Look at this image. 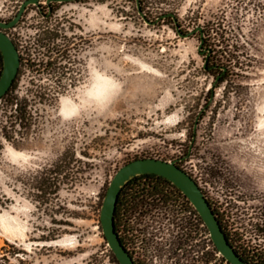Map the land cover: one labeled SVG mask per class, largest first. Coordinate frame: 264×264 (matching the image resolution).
Instances as JSON below:
<instances>
[{
    "label": "rangeland",
    "instance_id": "rangeland-1",
    "mask_svg": "<svg viewBox=\"0 0 264 264\" xmlns=\"http://www.w3.org/2000/svg\"><path fill=\"white\" fill-rule=\"evenodd\" d=\"M24 1L0 0V21ZM140 6L144 17L137 0H44L48 17L30 6L7 31L25 60L10 99L26 120L7 123L0 102V264H115L103 201L121 167L147 158L183 159L235 245L264 259V0ZM207 56L220 68L206 71ZM93 63L118 97L103 115L62 118ZM220 258L209 235L208 264Z\"/></svg>",
    "mask_w": 264,
    "mask_h": 264
},
{
    "label": "flooded vegetation",
    "instance_id": "flooded-vegetation-1",
    "mask_svg": "<svg viewBox=\"0 0 264 264\" xmlns=\"http://www.w3.org/2000/svg\"><path fill=\"white\" fill-rule=\"evenodd\" d=\"M56 3H46L47 9L53 10ZM41 5L37 9L48 17ZM115 213L117 234L135 264H194L200 250L208 264L209 231L192 202L172 183L135 180L125 189Z\"/></svg>",
    "mask_w": 264,
    "mask_h": 264
},
{
    "label": "water",
    "instance_id": "water-1",
    "mask_svg": "<svg viewBox=\"0 0 264 264\" xmlns=\"http://www.w3.org/2000/svg\"><path fill=\"white\" fill-rule=\"evenodd\" d=\"M43 1L44 0H26L21 4L18 14L14 19L9 22L0 21V52L4 63L3 72L0 77V102L11 90L21 68V55L19 49L13 39L8 35L7 31L13 30L19 25L21 18L30 6L40 8L41 2ZM51 2L69 4L76 3L78 0H46L47 4H50ZM137 5L139 14L144 17L140 6V0H137ZM175 23L177 25V31L181 37L188 38L194 34H182L177 21H175ZM199 30L201 29H198V31ZM203 43L204 41L202 40V45L199 48L200 52ZM207 63L208 56L205 61V70ZM219 79L220 77L216 80V84ZM182 160L183 159L167 162L152 158L138 159L124 165L114 175L103 201L100 213V223L107 245L118 264H135L123 247L116 232L115 212L119 194L129 181L144 175H155L168 180L192 202L195 210L209 231L213 245L227 263L248 264L235 252L234 248L229 243L217 216L199 184L178 166Z\"/></svg>",
    "mask_w": 264,
    "mask_h": 264
},
{
    "label": "clouds",
    "instance_id": "clouds-1",
    "mask_svg": "<svg viewBox=\"0 0 264 264\" xmlns=\"http://www.w3.org/2000/svg\"><path fill=\"white\" fill-rule=\"evenodd\" d=\"M121 88L120 81L93 63L87 81L78 89L79 95L75 102L67 96L61 98V103H67L72 109L70 115L62 111L61 116L65 119H77L90 111L103 115L110 109Z\"/></svg>",
    "mask_w": 264,
    "mask_h": 264
},
{
    "label": "trees",
    "instance_id": "trees-1",
    "mask_svg": "<svg viewBox=\"0 0 264 264\" xmlns=\"http://www.w3.org/2000/svg\"><path fill=\"white\" fill-rule=\"evenodd\" d=\"M24 61H25V60L21 57V67H22ZM208 64H209V59H208V63H207V65H206V71L215 70V69L220 68V67H218V66L208 67ZM3 67H4L3 57H2V54H1V52H0V77H1L2 72H3ZM20 69H21V68H20ZM19 76H20V71H19V75H18L16 81L14 82V84H13L11 90L9 91V93L7 94V96L4 97V98L2 99V101H1V102H4V103H5V105H4V107H3V110H1V111H2L3 115L5 116L6 122L9 123V124H12V123H13V118H15V115H14L13 112L18 113V118H19L21 121H25V120H26V112H25L24 107H21V108H19V109L17 108L16 111H15V110H14V102H13L12 99H10L11 94H12L13 90L15 89L16 84H17V82H18ZM218 77H220L218 83L222 82V78H223V77H222V78H221V76H218ZM218 77H217V79H218ZM217 79H216V80H217ZM178 166L181 168V166H180L179 164H178ZM139 179H162V180H164L166 183L171 184V183L167 182L166 179H164V178H162V177L155 176V175H144V176L136 177V178L132 179L131 181H129V182L124 186V188L121 190V192H120V194H119L118 202H119L121 196L123 195L125 189H127V188L129 187V185H131L135 180H139ZM207 200H208V199H207ZM118 202H117V204H118ZM208 202H209V200H208ZM209 204L211 205L210 202H209ZM211 207H212V205H211ZM212 209H213V207H212ZM213 211H214L215 215L217 216V218H218V220H219V222H220V225H221V227H222V230H223V232L225 233V235H226V237H227L229 243H230L231 246L234 248L235 252H236V253H237V254H238V255H239V256H240V257H241L246 263H248V264H264V259L261 258V256H259V255H257V254L255 253V249H251L249 246H244V245H240V247L238 248V247L235 245V242H234L233 239L229 236V234L227 233L225 227L223 226V223H222V221L220 220L219 215L217 214V212H216L214 209H213ZM116 219H117V215H116V213H115V223H116ZM116 232H117V230H116ZM119 238H120V237H119ZM120 240H121V239H120ZM216 251H217V249H216ZM217 252H218V251H217ZM112 259H113V262H114L115 264H118V262H117V260H116V258L114 257L113 254H112ZM220 259H221V262H222L223 264H229V263H227V262L225 261L224 258L221 257Z\"/></svg>",
    "mask_w": 264,
    "mask_h": 264
},
{
    "label": "snow or ice",
    "instance_id": "snow-or-ice-1",
    "mask_svg": "<svg viewBox=\"0 0 264 264\" xmlns=\"http://www.w3.org/2000/svg\"><path fill=\"white\" fill-rule=\"evenodd\" d=\"M71 111L72 109L70 108V106H66V113L70 115Z\"/></svg>",
    "mask_w": 264,
    "mask_h": 264
},
{
    "label": "bare ground",
    "instance_id": "bare-ground-1",
    "mask_svg": "<svg viewBox=\"0 0 264 264\" xmlns=\"http://www.w3.org/2000/svg\"><path fill=\"white\" fill-rule=\"evenodd\" d=\"M58 245V244H57ZM65 247V246H64ZM69 248H73V247H69Z\"/></svg>",
    "mask_w": 264,
    "mask_h": 264
},
{
    "label": "built area",
    "instance_id": "built-area-1",
    "mask_svg": "<svg viewBox=\"0 0 264 264\" xmlns=\"http://www.w3.org/2000/svg\"><path fill=\"white\" fill-rule=\"evenodd\" d=\"M196 211V210H195ZM197 212V211H196ZM205 226V225H204ZM210 235V234H209Z\"/></svg>",
    "mask_w": 264,
    "mask_h": 264
}]
</instances>
